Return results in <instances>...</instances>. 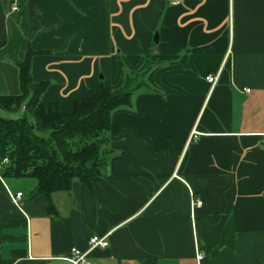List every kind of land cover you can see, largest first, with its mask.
<instances>
[{"label":"crops","instance_id":"1","mask_svg":"<svg viewBox=\"0 0 264 264\" xmlns=\"http://www.w3.org/2000/svg\"><path fill=\"white\" fill-rule=\"evenodd\" d=\"M29 50L64 113L150 68L92 189L0 176V264H264V0H0V95Z\"/></svg>","mask_w":264,"mask_h":264},{"label":"trees","instance_id":"2","mask_svg":"<svg viewBox=\"0 0 264 264\" xmlns=\"http://www.w3.org/2000/svg\"><path fill=\"white\" fill-rule=\"evenodd\" d=\"M37 54L29 50L19 65L20 95H0L1 111L23 113L16 119L0 116V176L34 179L32 198L50 199L55 192H69L76 181L92 189L94 180L107 169L103 152L109 143L112 115L131 107L134 95L146 87L149 61L121 89H102L84 101L75 100L73 111L64 113L57 104L46 106L42 101L48 84L35 83L31 74Z\"/></svg>","mask_w":264,"mask_h":264},{"label":"built area","instance_id":"3","mask_svg":"<svg viewBox=\"0 0 264 264\" xmlns=\"http://www.w3.org/2000/svg\"><path fill=\"white\" fill-rule=\"evenodd\" d=\"M173 3H176L175 1H173ZM13 11H18V7L14 6L12 8ZM219 77L220 74H211L208 77H206V80L208 83H210L213 87H215L218 82H219ZM198 139V136L196 133H194V135L192 136V140H196ZM23 197L22 193L16 194L14 196V200L16 202H19ZM198 206H202V202H198L197 203ZM108 236L105 237H98L95 236L93 238L90 239L89 241V250L87 252H82L78 249H73L71 251V257L69 258V261L71 264H91L90 260H89V254L91 251L97 249V248H102L105 249L108 247L109 242H108ZM204 257L203 255L199 256V260H202Z\"/></svg>","mask_w":264,"mask_h":264},{"label":"rangeland","instance_id":"4","mask_svg":"<svg viewBox=\"0 0 264 264\" xmlns=\"http://www.w3.org/2000/svg\"><path fill=\"white\" fill-rule=\"evenodd\" d=\"M0 116L1 117H4V118H13V119H16V118H20L21 116H23V113L22 112H19V113H7V112H4V111H1L0 110ZM107 156V159H109L108 155Z\"/></svg>","mask_w":264,"mask_h":264},{"label":"water","instance_id":"5","mask_svg":"<svg viewBox=\"0 0 264 264\" xmlns=\"http://www.w3.org/2000/svg\"><path fill=\"white\" fill-rule=\"evenodd\" d=\"M110 153H111L110 150H105V151L103 152L104 155H108V154H110Z\"/></svg>","mask_w":264,"mask_h":264}]
</instances>
